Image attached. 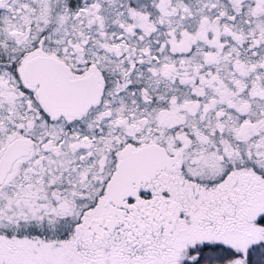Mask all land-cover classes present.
<instances>
[{
  "label": "snow or ice",
  "instance_id": "6c2138e0",
  "mask_svg": "<svg viewBox=\"0 0 264 264\" xmlns=\"http://www.w3.org/2000/svg\"><path fill=\"white\" fill-rule=\"evenodd\" d=\"M0 264H264V0H0Z\"/></svg>",
  "mask_w": 264,
  "mask_h": 264
}]
</instances>
